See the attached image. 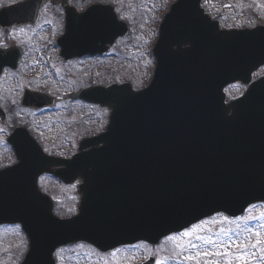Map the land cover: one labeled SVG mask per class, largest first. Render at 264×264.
I'll list each match as a JSON object with an SVG mask.
<instances>
[{
    "label": "water",
    "instance_id": "1",
    "mask_svg": "<svg viewBox=\"0 0 264 264\" xmlns=\"http://www.w3.org/2000/svg\"><path fill=\"white\" fill-rule=\"evenodd\" d=\"M200 3L179 0L166 16L156 78L150 87L134 92L128 84L112 85L100 89L112 94L106 99L97 95L99 87L87 91L113 110L108 131L84 142L82 149L100 143L102 147H92L70 161L45 157L40 163H21L2 172L0 224L20 222L30 239L22 264H55L56 248L80 240L103 251L139 240L158 243L206 216L220 211L238 216L248 205L264 201V136L260 141L252 137L256 143L250 146H241L233 136L264 126V105L254 102L251 110L246 106L248 115L239 123H231L222 112L223 88L242 78L245 69L249 74L264 64V49L250 37L264 27L251 34L222 31ZM83 21L77 31L94 27L104 31L103 24L99 28ZM105 23L106 31H116L115 18L110 16ZM125 30L122 25L117 31ZM170 31L181 40L176 44L179 49L172 48L170 58H165L164 42ZM181 44L191 47L182 50ZM211 74L219 113L213 124L219 125L208 130L198 126V86L200 76ZM245 99L264 100V82L237 103ZM58 163L68 166L54 172L65 181L77 176L85 180L80 213L71 219L55 217L50 198L37 188L38 176L53 173L51 167ZM21 167L26 168L28 181L15 177ZM13 174L16 179L10 178Z\"/></svg>",
    "mask_w": 264,
    "mask_h": 264
},
{
    "label": "flooded vegetation",
    "instance_id": "2",
    "mask_svg": "<svg viewBox=\"0 0 264 264\" xmlns=\"http://www.w3.org/2000/svg\"><path fill=\"white\" fill-rule=\"evenodd\" d=\"M249 1L250 4L243 5L247 15L241 24L230 22L227 14H217L215 17L221 27L264 25L261 18L264 0ZM119 2L0 0V170L11 168L19 161L40 163L45 157L72 160L85 140L106 130L111 109L105 101L96 100L98 96L106 97V93L92 96L86 90L128 80H115L120 74L118 65L121 66L124 55L121 39H133L136 34L133 31L122 35V31H106L105 23L110 13L107 5L110 4L113 13L132 24L125 14L127 0ZM92 5L98 7L88 12L86 20L99 28L103 24L104 31H98V27L77 31L81 22L78 14L90 10ZM115 33L117 35L111 39ZM153 40L150 77L156 63L153 54L156 37ZM108 66L113 69L111 82L107 83L104 78L91 82L92 73L98 70L101 75ZM263 78L264 65L248 77L247 84L239 81L228 86L227 101L240 97L251 83ZM209 105L207 99L206 106ZM65 168L61 165L53 170ZM26 174L27 170L23 168L19 181L26 180ZM46 181H50L51 188ZM84 182L82 176L69 183L55 175H39L37 178V186L48 194L56 192L55 189L63 193L67 188L68 196L72 197L69 201L75 200V204H79L80 186Z\"/></svg>",
    "mask_w": 264,
    "mask_h": 264
},
{
    "label": "rangeland",
    "instance_id": "3",
    "mask_svg": "<svg viewBox=\"0 0 264 264\" xmlns=\"http://www.w3.org/2000/svg\"><path fill=\"white\" fill-rule=\"evenodd\" d=\"M120 0H107V3H120ZM128 8L125 14L134 24L133 32L136 34L133 39L123 38L121 43L124 55L120 67V74L115 80L131 79L136 87H144L149 81L153 62L151 58V47L153 37L157 36L159 25L163 20L164 14L169 9L174 0H127ZM234 3V8L229 11L223 9L227 2ZM250 4L249 0H205L203 6L207 12L213 16L217 14H227L230 16L229 21L235 24H241L245 17L243 5ZM237 5L239 10H237ZM122 10L124 4H121ZM260 12L258 11L259 15ZM124 16V15H123ZM264 17V15H261ZM109 65V64H108ZM122 67V69H121ZM112 67L108 66L106 72L97 70L91 74V82L102 81L103 78L107 83L112 80ZM108 72V73H107ZM104 77H103V76ZM47 186L51 188L50 181H46ZM53 195L58 200V212L64 215L72 214L74 202L69 201L72 197L68 196L67 188L65 192H58L55 189ZM67 194V196L65 195ZM74 198V197H73ZM72 209V210H71ZM264 203L251 205L246 212L238 218H229L224 215H216L212 218L203 220L193 225L187 230L196 229L191 237H184L183 232L173 235L175 239H163L158 245L148 243H139L133 247H119L108 252H99L91 245L72 244L60 248L55 258L57 264H138L148 256L157 258V261L163 260L165 264H195V261L184 259L187 255H196L198 252H216L227 251L229 256H209L201 257V264L209 262L214 264H243V261L237 259L240 254L249 257V264H264V243L258 247H245L246 245L255 244L257 237L256 232L260 233L259 239L264 241ZM63 217V216H61ZM227 217V219H225ZM250 217H255L254 219ZM223 229V231H222ZM197 236L205 239H197ZM211 241L209 243L208 241ZM25 238L21 228L14 225H3L0 227V264H17L26 253ZM196 245L191 247L189 244ZM177 243L181 247H177ZM112 253H116L115 256ZM132 256V258H131ZM137 257V259H135Z\"/></svg>",
    "mask_w": 264,
    "mask_h": 264
},
{
    "label": "snow or ice",
    "instance_id": "4",
    "mask_svg": "<svg viewBox=\"0 0 264 264\" xmlns=\"http://www.w3.org/2000/svg\"><path fill=\"white\" fill-rule=\"evenodd\" d=\"M262 215H264V213H262ZM250 218L254 219L255 217H250ZM225 219H227V217H225ZM195 230H196L195 228L192 229V230H185L184 233H183V236L184 237H191ZM222 231H223V229H222ZM255 236L257 237V240H256L255 244L246 245L245 247H253V248H255V247L260 246L262 243H264V241H261L259 239V237H260V233L259 232H256ZM196 238L197 239H205L204 237H201V236H197ZM168 239H175V237H169ZM208 242L211 243L210 240ZM189 244H190L191 247H196V245L191 244L190 241H189ZM176 246L178 248L181 247V245L179 243H177ZM261 251H264V249H261ZM112 255L115 256L116 253H112ZM221 255L229 256L230 253L227 252V251H223V252H221V251H216V252H207V251H205V252H198L196 255H187V256L184 257V259L187 260V261H195V264H201V262H200V258L201 257L221 256ZM237 259L240 260V261H243V264H249V257L244 255L243 253L240 254L237 257ZM157 264H165V262L163 260H160V261L157 262ZM205 264H209V262L206 261ZM214 264H219V262L216 261V262H214ZM228 264H232V261L229 260Z\"/></svg>",
    "mask_w": 264,
    "mask_h": 264
}]
</instances>
